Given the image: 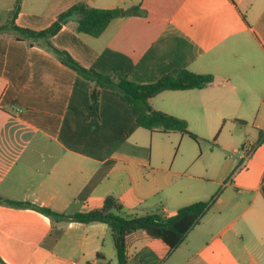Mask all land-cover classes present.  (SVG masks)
<instances>
[{
  "label": "crops",
  "instance_id": "obj_1",
  "mask_svg": "<svg viewBox=\"0 0 264 264\" xmlns=\"http://www.w3.org/2000/svg\"><path fill=\"white\" fill-rule=\"evenodd\" d=\"M80 2L142 10L113 19L97 37L77 32L74 19L66 23L52 39L83 66L139 83L183 70L214 75L203 88L164 90L151 99L154 108L185 119L200 140L140 126L135 106L110 88H101L99 116H90L96 83L44 47L0 33V197L29 203L0 201V258L120 264L107 223L54 218L36 208L71 215L100 208L113 195L128 216L174 214L215 198L175 250L144 231L131 234L126 264H164L166 254L172 264H264V0H0V18L18 7L16 24L41 30ZM255 112L252 138L239 149L215 134L222 121L247 124L245 115ZM158 135L178 141L173 157L167 145L155 154ZM201 140L239 156L210 176L218 163L199 162ZM215 185L225 186L221 194ZM243 189L251 194L245 199Z\"/></svg>",
  "mask_w": 264,
  "mask_h": 264
},
{
  "label": "trees",
  "instance_id": "obj_2",
  "mask_svg": "<svg viewBox=\"0 0 264 264\" xmlns=\"http://www.w3.org/2000/svg\"><path fill=\"white\" fill-rule=\"evenodd\" d=\"M18 10L19 8L16 7L10 21L0 24V33L11 30L16 33L14 36L17 40L28 41L31 46H34L37 42V44L54 53L64 64L74 69L78 74L96 83L91 92L90 116H99L100 90L101 88H110L116 90L123 100L135 106L137 123L140 126L151 131H178L188 134L196 141L200 140V137L188 128L185 119L154 108L151 99L164 90L203 88L214 82V75L183 70L175 76H163L156 82L139 83L124 76L106 75L93 68L85 67L70 52L57 47L52 42L53 36L74 18L77 20V32L97 37L106 30L113 19L142 13L140 7L106 9L91 7L80 2L60 13L49 27L41 30L17 25L15 14ZM262 142H264L263 137H261L259 143ZM214 200L215 198L198 201L169 215L158 211L142 216H128L124 212L123 203L113 195L106 197L103 206L100 208L87 212H75L71 215L50 208L35 207L54 218H72L84 223L96 221L107 223L112 231L118 260L120 264H126L128 262V237L131 234L144 231L153 238L161 239L171 251L175 250L185 241L188 233L208 212ZM0 201L14 205L29 204L4 199L3 197H0ZM0 262L7 264L2 258H0Z\"/></svg>",
  "mask_w": 264,
  "mask_h": 264
},
{
  "label": "rangeland",
  "instance_id": "obj_3",
  "mask_svg": "<svg viewBox=\"0 0 264 264\" xmlns=\"http://www.w3.org/2000/svg\"><path fill=\"white\" fill-rule=\"evenodd\" d=\"M15 11V10H14ZM13 17V12H10L8 15H3L2 18H0V24L2 23H5L6 21H10ZM74 20H76L74 18ZM77 21V20H76ZM6 34L8 36H13L15 35L16 33L11 31V30H7L6 31ZM52 42L54 43L53 39H52ZM58 42H61V40H58ZM26 43L29 44L28 41H26ZM37 44V42H36ZM39 45V44H38ZM54 45H56L54 43ZM40 47H42L41 45H39ZM57 46V45H56ZM59 47V46H57ZM60 48V47H59ZM54 56H56L54 53H53ZM57 57V56H56ZM249 121V123L247 124H243L239 121H236V120H228L227 123L223 122L220 124L219 128L216 130V133L215 134H218L219 132H222V135L223 137L227 138L228 140H234L235 141V146L237 149H239L241 146H240V143H241V140H245L246 138H252L251 136H249V134L247 133V130H251L252 129V125H253V121L255 120L256 116H257V113H251V114H247L245 115ZM207 132H215V130L211 131H207ZM157 137H159L160 140H158L159 143L156 142L155 144V154H159V149H163L165 145H167L170 149V152H169V156L170 158L173 157V155H175L177 153V151L179 150V143L178 141H174V143L172 144L171 141L169 140V138H167V136H164V135H158ZM215 139V137H211V139H209V141H212ZM201 144H198V149H199V152L202 150H200V145H202L203 147V156L199 159V162H203L204 164L205 163H208L212 158H214L218 165L216 167H211V169H209V175L210 176H215V175H218V166L219 165H222L223 162L225 161V159L227 157H230V156H234V157H237L239 156V153L237 152V150H234L233 148L231 149H228V150H223L222 148H214L212 147V143L209 142L207 143L205 140H201L200 141ZM184 145V144H183ZM185 146H182L181 149H183ZM201 153V152H200ZM247 168V167H246ZM238 169H234L233 173H232V176L229 177L228 179V183H232L234 184V179L236 177V175L238 174ZM252 176H254V174L252 173ZM234 178V179H233ZM253 180V178H251V174L249 176V183H251V181ZM255 180V178H254ZM247 182V181H246ZM245 184V183H244ZM251 185V184H250ZM249 185V186H250ZM216 186V185H215ZM218 187V186H216ZM224 185L222 187H218L219 190H218V193L217 194H221V192L223 191L224 189ZM234 188V191H236V185L233 186ZM243 193H245V195L242 197L245 199L246 196L249 194L251 195L250 193L246 192L244 189H243ZM239 197H237L238 199ZM243 222V218H241L237 224L235 226H232V230L235 229V227L237 228L241 223ZM192 238L194 239L195 238V233L192 234ZM182 252L184 253L182 256L184 255H188V250H182ZM167 259V254L164 256L163 260L164 264H172V262L174 261V258L173 259ZM166 260V261H165ZM174 263V262H173ZM113 264H116L113 263ZM128 264H131V263H128Z\"/></svg>",
  "mask_w": 264,
  "mask_h": 264
}]
</instances>
